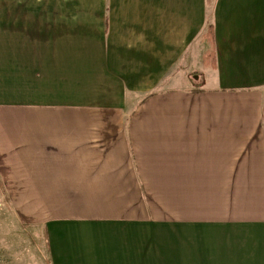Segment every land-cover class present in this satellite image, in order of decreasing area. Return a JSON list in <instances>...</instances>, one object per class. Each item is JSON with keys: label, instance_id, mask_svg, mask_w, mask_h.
Listing matches in <instances>:
<instances>
[{"label": "crops", "instance_id": "crops-1", "mask_svg": "<svg viewBox=\"0 0 264 264\" xmlns=\"http://www.w3.org/2000/svg\"><path fill=\"white\" fill-rule=\"evenodd\" d=\"M1 3L0 193L48 264H264V0Z\"/></svg>", "mask_w": 264, "mask_h": 264}, {"label": "rangeland", "instance_id": "rangeland-1", "mask_svg": "<svg viewBox=\"0 0 264 264\" xmlns=\"http://www.w3.org/2000/svg\"><path fill=\"white\" fill-rule=\"evenodd\" d=\"M33 5L46 9L44 1ZM1 7L2 18L8 16V21L16 23L10 13L30 10V0H2ZM7 202L6 196L0 193V264H48V255L38 234L18 221Z\"/></svg>", "mask_w": 264, "mask_h": 264}]
</instances>
